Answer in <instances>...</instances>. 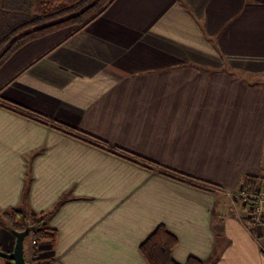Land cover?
Wrapping results in <instances>:
<instances>
[{
	"label": "crops",
	"instance_id": "obj_1",
	"mask_svg": "<svg viewBox=\"0 0 264 264\" xmlns=\"http://www.w3.org/2000/svg\"><path fill=\"white\" fill-rule=\"evenodd\" d=\"M47 35L0 60V210L56 205L27 261L148 264L163 224L177 263L264 264L223 194L264 184V0H109Z\"/></svg>",
	"mask_w": 264,
	"mask_h": 264
},
{
	"label": "trees",
	"instance_id": "obj_2",
	"mask_svg": "<svg viewBox=\"0 0 264 264\" xmlns=\"http://www.w3.org/2000/svg\"><path fill=\"white\" fill-rule=\"evenodd\" d=\"M109 0H0L1 7H17L27 10L28 22L21 24L17 30L9 29L2 35V44L14 36L0 54V60L12 49L20 45L26 39L40 35L54 27L62 24H74L77 28L82 27L90 19L101 12L102 7ZM13 32H12V31ZM11 31V32H9ZM23 31L22 34H19ZM18 34V35H17ZM17 35V37H15ZM156 165L151 160H143ZM21 202H25V191ZM56 207V205H55ZM35 212L25 206L11 207L0 210V224L15 230H22L27 224L32 232L33 245L32 254L36 255L37 245L42 240L52 242L55 238V230L47 226V218L54 210ZM177 244V238L163 224L156 228L140 243L139 250L148 264H180L177 263L171 250ZM5 264H13L9 259L3 258ZM46 262H35L33 264H45ZM184 264H206L205 261L190 256Z\"/></svg>",
	"mask_w": 264,
	"mask_h": 264
},
{
	"label": "built area",
	"instance_id": "obj_3",
	"mask_svg": "<svg viewBox=\"0 0 264 264\" xmlns=\"http://www.w3.org/2000/svg\"><path fill=\"white\" fill-rule=\"evenodd\" d=\"M239 220L248 228L251 221L258 230L264 223V185L255 184L251 189L240 184L235 190H225Z\"/></svg>",
	"mask_w": 264,
	"mask_h": 264
},
{
	"label": "rangeland",
	"instance_id": "obj_4",
	"mask_svg": "<svg viewBox=\"0 0 264 264\" xmlns=\"http://www.w3.org/2000/svg\"><path fill=\"white\" fill-rule=\"evenodd\" d=\"M17 9H18L17 7L8 8V6L7 7H5V6L1 7L0 6V54L5 49V47L15 39L13 36L6 43L2 44V40H3L2 35H4V33L6 31H8L9 29H13L14 31L17 30V28L21 24L28 22L30 20V17L27 16V10L26 9H23V8H21L20 10H17ZM72 27H75V25L74 24H69V25L62 24V25L54 27V28H52V29L40 34V35L32 36V37L26 39L25 41L30 40L32 38H36L38 36L45 35V34L46 35L48 34L47 36H50V37L59 36V35H62L63 33H65L67 30H69ZM11 31H9V32H11ZM22 32L23 31H20L19 34H22ZM17 35L15 37H17ZM24 42H22V43H24ZM32 238H33L32 232L28 233L24 238L23 251H24V257L26 260H29L30 254H32V245H33V241H32L33 239ZM30 263H34V262H30Z\"/></svg>",
	"mask_w": 264,
	"mask_h": 264
},
{
	"label": "water",
	"instance_id": "obj_5",
	"mask_svg": "<svg viewBox=\"0 0 264 264\" xmlns=\"http://www.w3.org/2000/svg\"><path fill=\"white\" fill-rule=\"evenodd\" d=\"M14 236V246L10 252L0 250V256L9 259L13 264H33L28 262L24 257L23 241L25 236L29 233L30 227L25 224L22 230H15L11 227H6Z\"/></svg>",
	"mask_w": 264,
	"mask_h": 264
}]
</instances>
